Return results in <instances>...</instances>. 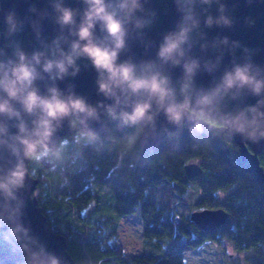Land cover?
I'll return each mask as SVG.
<instances>
[{"label": "clouds", "instance_id": "obj_1", "mask_svg": "<svg viewBox=\"0 0 264 264\" xmlns=\"http://www.w3.org/2000/svg\"><path fill=\"white\" fill-rule=\"evenodd\" d=\"M168 2L170 9L161 10L155 0H46L47 7L38 9L27 0L23 15L15 6L0 15V247L8 246L13 264H62L30 228L19 225L30 165L55 150L65 121L72 127L98 121L102 109L121 125L155 132L163 115L176 129L163 127L168 136L186 128L194 138L264 143V63L254 59L258 49L219 33L209 37L213 28H233L237 5ZM257 2L264 0H244L246 6ZM169 10L171 27L153 38ZM244 23L254 27L256 21L246 16ZM26 31L30 50L21 39ZM88 70L101 97L95 105L72 83ZM205 76L207 83L200 80Z\"/></svg>", "mask_w": 264, "mask_h": 264}, {"label": "trees", "instance_id": "obj_2", "mask_svg": "<svg viewBox=\"0 0 264 264\" xmlns=\"http://www.w3.org/2000/svg\"><path fill=\"white\" fill-rule=\"evenodd\" d=\"M104 126L95 136L75 133L83 137L77 155L67 149L57 153L58 142L52 153L30 165L38 179V206L50 229L66 237L75 264H185L186 251L213 238L209 233L189 238L190 232H201L189 213L211 206H224L229 213L220 234L237 250L253 252L250 264H264V180L240 158L233 139L194 138L185 128L142 153L140 128L107 116ZM258 158L264 170V153ZM190 161L201 165L199 175L185 174ZM220 192L226 194L223 204ZM92 202L100 206L84 213ZM132 213L141 219L142 236L151 245L140 254L123 252L115 243L118 219ZM159 246L164 253L156 256ZM0 264L6 263L0 259Z\"/></svg>", "mask_w": 264, "mask_h": 264}, {"label": "water", "instance_id": "obj_3", "mask_svg": "<svg viewBox=\"0 0 264 264\" xmlns=\"http://www.w3.org/2000/svg\"><path fill=\"white\" fill-rule=\"evenodd\" d=\"M31 2L37 5L38 9L47 7L46 0H31ZM71 3L72 0H69ZM231 7L232 4H236L237 7L232 12L236 23L231 29H217L213 28L209 31V37L215 36L218 33L220 35H226L230 40H238L242 45H246L249 48L258 49V52L254 59L257 62L264 63V3H254L252 6H246L244 0H226ZM15 6L18 13L24 14L27 8V0H0V15L3 10ZM155 6L161 10L170 9V3L168 0H155ZM215 9H213V12ZM251 17L256 21L254 27H248L244 23L245 17ZM173 15L169 10L167 14L161 15V18L153 29L150 35L153 38L158 39L160 32L171 27ZM52 26L45 24V34L52 35ZM22 41L26 48H29L32 44V38L29 32H25L22 37ZM142 51L138 50L137 52ZM239 55V52H237ZM225 64L228 63V57H225ZM207 77H201L200 80L203 83H207ZM75 85L74 91L84 96L88 102L95 105L96 101L101 99L97 95L95 85V75L91 70L82 71L77 77L72 80ZM100 119L98 121H86L85 125L72 127L67 121H65L63 127L58 131L55 140V146L58 141L63 137H71L79 130L83 133L90 132L92 135H97L105 129L104 118L106 114L103 110H99ZM117 124H120L119 120H116ZM167 127L168 131L175 132L176 129L171 125H166L163 115L159 116L156 121L155 132L150 131L147 127L140 129L139 142L142 153L153 150L158 142L167 136L161 129ZM233 142L237 145L239 156L242 160H247L259 179L264 180V170L260 165L258 155L264 153V143L250 144L243 143L239 138L233 139ZM184 172L188 177L199 175L202 172L201 165L196 161H190L184 165ZM30 185L26 194V206L24 208L23 221L19 225L22 229L28 227L31 232L39 237V239L47 246V248L56 253L61 259L62 264H75L72 256L67 250L66 237L63 234L52 231L48 225L47 217L42 213L41 208L38 206L37 199L34 195V191L37 186L38 179L32 174L29 177ZM228 217V213L223 208H204L199 210H193L189 214V218L201 229L212 230L223 224ZM0 259L6 264H13L12 257L8 251V246H4V249L0 252Z\"/></svg>", "mask_w": 264, "mask_h": 264}, {"label": "rangeland", "instance_id": "obj_4", "mask_svg": "<svg viewBox=\"0 0 264 264\" xmlns=\"http://www.w3.org/2000/svg\"><path fill=\"white\" fill-rule=\"evenodd\" d=\"M82 140L81 133L76 134L72 139L63 137L60 141H65L64 146L60 147L58 143L56 152L60 154L67 149L70 155L75 156L79 150L78 144ZM90 209L91 206L89 205L84 211L87 212ZM141 227L142 221L136 213L121 216L118 219L116 245L120 246L123 252L131 254H140L145 247H151L145 242ZM161 244H166L165 240H162ZM223 245L225 246L224 249L213 244H205L200 249L188 250L183 254L184 262L185 264H244L241 261L243 258L242 253L237 252L231 242L225 240ZM160 249L162 250V248Z\"/></svg>", "mask_w": 264, "mask_h": 264}, {"label": "flooded vegetation", "instance_id": "obj_5", "mask_svg": "<svg viewBox=\"0 0 264 264\" xmlns=\"http://www.w3.org/2000/svg\"><path fill=\"white\" fill-rule=\"evenodd\" d=\"M81 132V131H80ZM140 133V132H139ZM91 136H95V135H91ZM67 137V136H66ZM59 142V141H58ZM237 146V145H236ZM226 194H225V192H220V194H219V200H220V203L221 204H223V203H225L226 202ZM90 206H91V210L93 209V210H96V208L97 207H99L100 206V204L99 203H94V202H92L91 204H89ZM88 205V206H89ZM104 204H102L101 205V207L103 206ZM88 206H87V208H88ZM223 208L227 213H228V210L224 207V206H211V207H200V208H193L191 211H193V210H199V209H204V208ZM190 211V212H191ZM84 213H86V211H84ZM190 214V213H189ZM229 214V213H228ZM106 217H108V215L106 214L105 215V217H104V219H107ZM103 218V217H102ZM109 218V217H108ZM190 219V218H189ZM227 219V218H226ZM191 220V219H190ZM192 221V220H191ZM226 221V220H225ZM193 222V221H192ZM194 223V222H193ZM224 224V223H223ZM223 224H221V225H223ZM196 225V224H195ZM221 225L220 226H218V227H216L215 229H212V230H203V229H201V228H199L197 225V227L199 228V230L201 231L200 233H196V232H194V233H192V232H190L189 233V238L191 239V240H200L201 239V237H202V235L203 234H206V233H209V234H211L212 235V239H207V240H205V241H203L199 246H196L195 248H192V249H190L191 251L192 250H194V249H200V248H202V246L203 245H205V244H213V245H215V246H218L219 248H221V249H224L225 248V246L223 245V243L225 242V240H227V241H229V242H231L232 243V245H233V247L235 248V250L237 251V252H240V253H242V255H243V258H242V263H244V264H250L251 263V261H253L254 260V258L255 257H253V252H251V251H247V250H243V251H239V250H237V248H236V244H235V242L233 241V240H231V239H229V238H227V237H225V236H223L222 234H220V232L218 231L219 230V228L221 227ZM161 247L159 246V249H160ZM189 250V251H190ZM164 253V251L163 250H159L157 253H156V256H161L163 253ZM188 252V251H187ZM231 255V254H230ZM248 256H250V258L248 257ZM248 261H250V263L248 262Z\"/></svg>", "mask_w": 264, "mask_h": 264}, {"label": "snow or ice", "instance_id": "obj_6", "mask_svg": "<svg viewBox=\"0 0 264 264\" xmlns=\"http://www.w3.org/2000/svg\"><path fill=\"white\" fill-rule=\"evenodd\" d=\"M97 56H98V60H106L105 57H101L99 54H97Z\"/></svg>", "mask_w": 264, "mask_h": 264}]
</instances>
